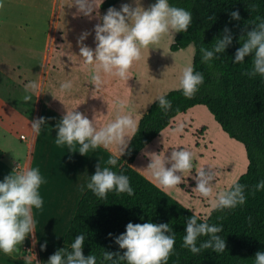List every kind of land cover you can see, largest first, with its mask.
<instances>
[{
    "label": "clouds",
    "instance_id": "obj_1",
    "mask_svg": "<svg viewBox=\"0 0 264 264\" xmlns=\"http://www.w3.org/2000/svg\"><path fill=\"white\" fill-rule=\"evenodd\" d=\"M102 3L103 0H73L72 6L77 8V14L92 18L93 12H96V18L100 19L97 10ZM3 7L4 4L0 0V9ZM230 15L234 20L241 19L238 11H233ZM192 21L191 12L170 5L169 0H157L147 9L141 5V0H135V7L123 4L120 10L109 8L102 17V24L95 25V49L84 44L90 33H83L78 40L79 57L82 65L91 73L90 82L95 86L94 92L103 89L107 78H118L127 82L131 78L130 70L142 60L144 50L159 45L163 37L169 34L187 32ZM252 25L250 31L245 27L246 35L240 37L241 47L237 49L233 62L242 64L246 57L251 56L252 67L245 72V75L250 78L257 75L264 77V19L256 17ZM232 43L231 31L225 27L222 37L217 38L211 48L204 46L200 48L202 63L209 64L219 58V55L223 54ZM192 47L190 43L188 49ZM184 52L185 49L181 48L176 55H182ZM203 83L204 75L195 71L192 63L188 62L182 68L179 77L178 86L183 95L192 98ZM72 88L71 81L62 82L59 94L63 96L70 93ZM40 92V83L31 81L25 85V94L21 99L27 104L32 101L33 95ZM158 103L159 108L165 113L172 108V102L163 95L158 98ZM114 106L115 118L102 126L97 125V116L90 120L76 111L77 108L74 110L67 108L66 115L56 125L58 131L56 144L67 145L70 150H75L78 144L80 155H86L90 150L100 147L118 148L119 156L110 157L106 161L107 166L101 167V163L98 164L95 174L90 177L87 184V188L99 199H107L108 193L113 191L117 194H134L129 178L112 169L118 165V159L124 154L130 140L137 132V120L127 98H117ZM45 123L44 118H39L32 121L31 128L34 132H40ZM175 131L177 134L181 133L183 125L178 126ZM149 159L151 163L146 171L156 186L165 192L179 186L184 175L191 173L194 168V154L187 149L172 150L170 157L163 153H151ZM169 164L171 166L166 167ZM216 177L217 172L210 167L197 169L194 177L196 187L192 191L204 199H210L212 208L218 210L234 209L246 203L245 185L233 182L229 189L217 191ZM43 183L44 179L39 168H21L20 165L11 175L5 177L3 182H0V251L4 254L12 255L18 252L26 237L34 232L36 221L32 210L41 209L44 205L39 193ZM255 191H264V180L255 185ZM199 221L200 217L195 213L186 220V234L183 237L182 247L190 250L193 255H198L206 249L223 253L227 245L225 239L219 235L223 231L222 225L209 224L207 219L203 222ZM201 237L207 239L199 242ZM115 243L123 250V255L104 250L99 264L105 262L168 264L175 249L176 235L172 227L166 223L130 222L126 226V232L115 238ZM84 244L85 236L83 234L76 236L70 247L51 255L48 264H98L96 255L87 257L84 255ZM25 259L31 261L32 257ZM254 261L255 264H264V252L258 251Z\"/></svg>",
    "mask_w": 264,
    "mask_h": 264
},
{
    "label": "trees",
    "instance_id": "obj_2",
    "mask_svg": "<svg viewBox=\"0 0 264 264\" xmlns=\"http://www.w3.org/2000/svg\"><path fill=\"white\" fill-rule=\"evenodd\" d=\"M122 1L104 0L100 7L108 10ZM169 3L193 16L188 31L176 34L170 50L177 52L188 48L190 43L194 45L192 65L204 75V83L192 98H186L181 89L163 94L172 102L167 113L159 108V97L154 100L140 118L137 132L118 159V165L112 169L129 178L134 194L113 191L108 193L107 199H99L88 189L60 250L70 247L76 236L83 234V250L88 256L96 255L99 264L104 250L123 255L115 238L126 232L128 223H166L176 235L168 264H255V254L264 252V191L254 192L255 185L264 180V77L245 75L252 67L251 56L242 64L233 61L241 47L240 37L246 35L245 27L250 31L256 17L264 19V0H169ZM233 11L239 12L240 20L232 19ZM225 27L233 36L232 45L219 58L209 64L202 63L200 48H211L215 40L222 37ZM198 106L205 107L222 131L243 144L247 153V171L237 181L246 186V203L234 209H214L207 218L198 216L199 222L207 219L209 224L222 225L219 235L227 245L223 253L206 249L193 255L183 248L186 220L194 213L132 167L139 153L159 138L177 116ZM0 158H3L1 152ZM206 239L201 237L199 242Z\"/></svg>",
    "mask_w": 264,
    "mask_h": 264
},
{
    "label": "rangeland",
    "instance_id": "obj_3",
    "mask_svg": "<svg viewBox=\"0 0 264 264\" xmlns=\"http://www.w3.org/2000/svg\"><path fill=\"white\" fill-rule=\"evenodd\" d=\"M2 2L3 8L10 12L19 11L21 21L24 22L21 34L24 33L26 39H31V41L25 39L27 42L22 44V49L25 51L23 58L10 57L8 63L2 66L3 72L9 76L0 78V88L3 86L12 89L9 95L11 104L26 107L28 116L33 113V110L29 111V109L36 105V94L27 104L21 99L25 94V84L29 83V80L18 79V74L22 72L21 68L32 78L38 77L40 71L47 73L48 67L54 70L55 74L60 75L55 87L52 85L53 81H47L49 92L59 88L62 82L71 81L73 88L70 93L62 96L64 101L71 93L84 95L90 90H95V86L90 82L91 73L82 65L79 57L78 40L83 33H90L84 44L94 50L95 25L102 24V17L108 10L102 11L99 8L97 11L100 19H97L96 12H93L92 18L77 14V8L72 6L73 0H2ZM156 2L157 0H141V5L147 9ZM123 4L135 7V0H124L115 8L120 10ZM176 34H169L163 37L159 45L144 50L142 60L130 70L131 78L127 82L118 78H107L101 90L107 93V108L104 110L107 121L110 119V111L114 109L113 103L110 102L113 97L128 99L130 94L134 95L133 112L138 125L141 116L156 98L179 89L182 68L188 62L193 64L195 47L193 45L190 50L186 48L182 55H176L177 52L170 50ZM49 58L50 62H48ZM53 96L56 97V93ZM180 125H183V131L177 134L175 129ZM115 148L118 151V148ZM180 149L193 152L194 168L191 173L184 175L179 186L166 193L197 216L207 218L214 208L210 199H204L192 191L196 187L194 179L196 170L212 168L217 172L216 190H227L247 171L246 150L243 144L222 131L205 107L198 106L186 114L177 116L159 138L139 153L134 161V167L155 184L146 171L151 163L149 155L163 153L170 157L172 150ZM170 166V164L166 165V167Z\"/></svg>",
    "mask_w": 264,
    "mask_h": 264
},
{
    "label": "crops",
    "instance_id": "obj_4",
    "mask_svg": "<svg viewBox=\"0 0 264 264\" xmlns=\"http://www.w3.org/2000/svg\"><path fill=\"white\" fill-rule=\"evenodd\" d=\"M23 24L19 11L10 12L6 8L0 9V78L9 76L3 72L2 66L8 63L10 57L20 59L25 56L22 44L31 39H26L25 34H21L24 29ZM50 61L49 58L48 62ZM48 68L47 73L40 71L39 76L35 78L28 75L23 68L18 74L19 80L37 81L41 85L40 94H36V105L29 109V111L33 110L31 116H28L26 107L11 104L9 95L12 89L3 86L0 88V152L3 153V158H0V182L11 175L19 165L21 168H39L44 179V183L39 188L44 205L41 209L33 208L32 210L36 221L34 232L26 237L18 252L6 255L0 251V264H48L50 256L60 250L63 244L79 202L88 190L87 184L90 177L95 174L97 165L101 163V167L107 166L106 161L110 157L119 156L116 146L100 147L90 150L86 155H80L78 144L75 150H70L67 145L56 144L55 140L58 136L56 125L66 115L67 108L69 110L77 108L76 111L90 120L97 116L98 126L105 125L114 119L116 108L114 106V109L110 111V119L107 121L104 114L107 108V93L104 91L90 90L84 95L71 93L64 101L59 94V88L48 91V80L53 81L54 87L60 80V75L55 74L56 72L50 67ZM54 93H56L55 98ZM133 96L130 94L128 98L132 109ZM117 98L113 97L110 102L114 105ZM39 118H44L46 123L40 132H34L31 123ZM132 167L135 168L134 163ZM27 247L34 249L33 255L26 254ZM84 255L88 256L85 251ZM29 256L32 257L31 261H26L25 258Z\"/></svg>",
    "mask_w": 264,
    "mask_h": 264
},
{
    "label": "built area",
    "instance_id": "obj_5",
    "mask_svg": "<svg viewBox=\"0 0 264 264\" xmlns=\"http://www.w3.org/2000/svg\"><path fill=\"white\" fill-rule=\"evenodd\" d=\"M22 138H24V137H22ZM26 254L27 255H33L34 254V249L32 248V247H27L26 248Z\"/></svg>",
    "mask_w": 264,
    "mask_h": 264
}]
</instances>
